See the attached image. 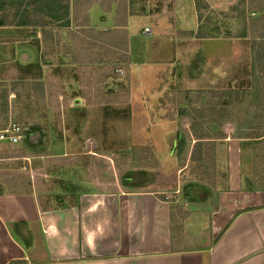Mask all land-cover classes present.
<instances>
[{
  "label": "rangeland",
  "instance_id": "obj_1",
  "mask_svg": "<svg viewBox=\"0 0 264 264\" xmlns=\"http://www.w3.org/2000/svg\"><path fill=\"white\" fill-rule=\"evenodd\" d=\"M114 1L125 16L144 15L155 4ZM48 2L56 3L54 13ZM103 2L0 0V131L16 123L34 134L15 145L0 142L3 190L34 188L49 209L70 203L69 194L151 192L188 219V231L204 206L208 221L206 211L228 188L231 159L217 141L229 137L243 174L256 173L244 188L264 190V132L239 131L249 110L264 112V0H219L212 9L194 0L198 36L216 39L196 44L204 52L190 59L172 54L175 78L170 49L160 56L161 70L131 64L136 49L160 40L173 47L172 38L140 33L132 52L125 39L123 52L105 47L101 31L118 21L100 19L109 5ZM116 37L113 31L110 39ZM243 134L261 140L235 141Z\"/></svg>",
  "mask_w": 264,
  "mask_h": 264
},
{
  "label": "crops",
  "instance_id": "obj_2",
  "mask_svg": "<svg viewBox=\"0 0 264 264\" xmlns=\"http://www.w3.org/2000/svg\"><path fill=\"white\" fill-rule=\"evenodd\" d=\"M101 1L109 5L104 13L98 7L100 19L110 21L116 16L118 21L114 30L101 31L111 41L105 45L111 52H123L125 43L132 52L135 47L131 48V42L136 45L137 35L146 37L138 26L151 27V38L155 33L161 39L173 40V47L167 40H160L148 49L135 48L137 56L131 54L133 68H139L137 64L141 62L143 68L161 70L160 56L170 49L168 62L173 72L177 65L174 68L172 64L179 58L190 59L204 52L196 44L216 39L198 36L194 0H150L155 2L152 11L146 9L144 15L134 16H125L123 10L119 13L114 0H98ZM203 1L211 9L220 4L219 0ZM197 2L202 4L201 0ZM85 17L90 23V9ZM189 23L194 28L186 27ZM113 31L115 40L110 39ZM241 38L246 37H238ZM175 53L177 60L172 57ZM237 55L240 56L239 49ZM105 57L110 58L107 53ZM172 75L175 78L174 72ZM262 97L255 99L261 101ZM248 115L240 133L264 132V112L249 110ZM219 129L236 132L231 126ZM33 135L31 132L29 138ZM224 140L217 142L231 159L228 188L218 194L215 207L206 211L207 222L204 206L202 220L193 232L187 231L188 219L181 220L175 207L151 192L69 194L70 203L49 209L34 188L19 192L0 186V264H264V190L244 188L243 182L256 179L251 178L256 173L250 170L249 176L243 174V165L236 157L240 153L238 145L230 137ZM238 140L242 143L257 139L243 134L235 141ZM64 144L66 149L72 146L66 141Z\"/></svg>",
  "mask_w": 264,
  "mask_h": 264
},
{
  "label": "built area",
  "instance_id": "obj_3",
  "mask_svg": "<svg viewBox=\"0 0 264 264\" xmlns=\"http://www.w3.org/2000/svg\"><path fill=\"white\" fill-rule=\"evenodd\" d=\"M151 30L148 28L143 29V35H150ZM120 73V71H118ZM28 132V129L24 126L16 123L8 125L7 128L0 131V142L8 144H19L25 139V134Z\"/></svg>",
  "mask_w": 264,
  "mask_h": 264
},
{
  "label": "trees",
  "instance_id": "obj_4",
  "mask_svg": "<svg viewBox=\"0 0 264 264\" xmlns=\"http://www.w3.org/2000/svg\"><path fill=\"white\" fill-rule=\"evenodd\" d=\"M47 6L49 7V10H52V12L54 13L56 10H54L55 9V7H56V3L54 4V5H52V4H50L49 2L47 3ZM63 9H68V7L67 6H65ZM143 12V11H142ZM144 12H145V10H144ZM51 13V12H50ZM66 15V14H65ZM55 19H56V21H58V20H60L61 19V21L63 20L62 18H58V16L57 17H55ZM5 24H4V22L2 21V20H0V27H3ZM23 25H25L24 24V22H21L20 23V26H23ZM30 134H31V131H28L25 135H26V137H25V139L27 138V140H28V138H29V136H30ZM24 139V140H25ZM181 139H182V137H180V136H178L177 137V141H176V143H178V144H181ZM129 179H127V180H124V184H128L129 183Z\"/></svg>",
  "mask_w": 264,
  "mask_h": 264
},
{
  "label": "water",
  "instance_id": "obj_5",
  "mask_svg": "<svg viewBox=\"0 0 264 264\" xmlns=\"http://www.w3.org/2000/svg\"><path fill=\"white\" fill-rule=\"evenodd\" d=\"M77 102H79V101H77Z\"/></svg>",
  "mask_w": 264,
  "mask_h": 264
}]
</instances>
